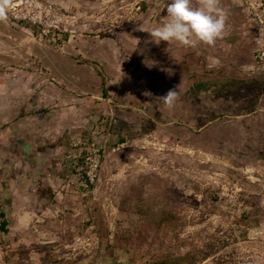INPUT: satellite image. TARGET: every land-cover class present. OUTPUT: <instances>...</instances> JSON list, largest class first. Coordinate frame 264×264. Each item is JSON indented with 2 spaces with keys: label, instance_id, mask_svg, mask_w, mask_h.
Listing matches in <instances>:
<instances>
[{
  "label": "rangeland",
  "instance_id": "374dc122",
  "mask_svg": "<svg viewBox=\"0 0 264 264\" xmlns=\"http://www.w3.org/2000/svg\"><path fill=\"white\" fill-rule=\"evenodd\" d=\"M29 1L0 21V264H264V0L197 48L147 32L171 0Z\"/></svg>",
  "mask_w": 264,
  "mask_h": 264
},
{
  "label": "clouds",
  "instance_id": "9594fccd",
  "mask_svg": "<svg viewBox=\"0 0 264 264\" xmlns=\"http://www.w3.org/2000/svg\"><path fill=\"white\" fill-rule=\"evenodd\" d=\"M12 0H0V21L7 19V10ZM166 19L150 31L154 43L161 41L178 43L186 48H197L199 45L215 46L222 38L228 12L221 6V0H171L166 5ZM142 31H145L141 28ZM209 66L219 63L218 59L209 58ZM146 95H150L146 93ZM179 98L176 89H170L160 97L167 109H172ZM118 264H126L123 258Z\"/></svg>",
  "mask_w": 264,
  "mask_h": 264
},
{
  "label": "trees",
  "instance_id": "16d2710c",
  "mask_svg": "<svg viewBox=\"0 0 264 264\" xmlns=\"http://www.w3.org/2000/svg\"><path fill=\"white\" fill-rule=\"evenodd\" d=\"M204 88V84L199 83L194 86L195 90L201 91ZM103 95L107 96V89L105 86V81H103ZM124 142V140H121ZM87 183H89L86 179V175L83 177ZM163 222L168 221L167 217H163ZM10 232V221L7 217V212L5 209V202L2 199L1 193H0V233L3 235L8 234ZM191 256H185V257H176L172 259H166L162 260L156 264H185L188 261H191Z\"/></svg>",
  "mask_w": 264,
  "mask_h": 264
},
{
  "label": "built area",
  "instance_id": "2783aa9c",
  "mask_svg": "<svg viewBox=\"0 0 264 264\" xmlns=\"http://www.w3.org/2000/svg\"><path fill=\"white\" fill-rule=\"evenodd\" d=\"M29 0H21L20 4L29 3ZM19 4H14L13 8H16ZM16 18H19L17 14H15ZM261 59L264 61V52L262 54ZM102 155L101 150L98 149L95 151L94 157H92V154L88 155L85 158V164L87 167L86 177L87 181L91 184H93L96 181L97 178V172L101 163Z\"/></svg>",
  "mask_w": 264,
  "mask_h": 264
}]
</instances>
